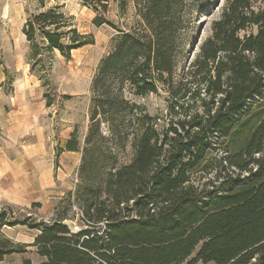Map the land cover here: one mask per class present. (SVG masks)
I'll return each mask as SVG.
<instances>
[{
	"label": "trees",
	"instance_id": "1",
	"mask_svg": "<svg viewBox=\"0 0 264 264\" xmlns=\"http://www.w3.org/2000/svg\"><path fill=\"white\" fill-rule=\"evenodd\" d=\"M38 1L43 11L22 28L31 71L46 55L71 61L76 50L94 44L62 5ZM135 2L140 27L121 31L93 80L84 144L76 129L60 149L84 152L80 185L69 194L81 210V231L73 234L68 215L8 223L6 211L0 226L38 231L31 246L41 264H264V116L240 150L224 160L214 156L223 146L231 152L226 140L264 103V0H226L181 74L175 40L184 0ZM93 23L107 24L101 17ZM125 85L139 97L166 89L170 105L161 129L141 110L125 118L136 110L123 98ZM104 128L120 145L133 136L130 162L117 165L111 154L99 161L100 144L108 141ZM214 163L220 167L215 180L193 178L214 171ZM27 247L5 239L0 261Z\"/></svg>",
	"mask_w": 264,
	"mask_h": 264
},
{
	"label": "rangeland",
	"instance_id": "2",
	"mask_svg": "<svg viewBox=\"0 0 264 264\" xmlns=\"http://www.w3.org/2000/svg\"><path fill=\"white\" fill-rule=\"evenodd\" d=\"M225 1L184 0L175 40L178 74L189 65L204 39L210 34L211 23L218 16ZM84 2L85 0H46L48 7L62 5L63 11L73 17L72 25L84 34H92L94 44L76 50L71 61H67L58 53L46 55L43 58L46 61L41 65L34 62V70L31 71L30 47L22 37V28L31 14L40 13L43 9L38 0H22L20 6L19 0H0V78L6 77L4 92H0V109H3V106L9 109L10 97L16 93V90H24V80L34 79L38 90L44 92L46 102H51V107L44 116V122H46L45 138L55 169L50 181L51 187L37 196V199L43 202L42 206L33 207L31 191H23L22 187L15 195L16 198H0V213L6 211L8 223L24 221L29 217L33 218V223L39 221L50 223L59 215H68L69 222H73L76 226L79 224L81 210L73 196L69 194L75 193L80 185V165L84 152L73 155L60 153V149L68 133H73L76 129L77 137L82 145L84 144L91 125L90 118L94 107L92 88L96 73L105 57L115 48L121 31L138 29L142 21L135 0H87L90 7ZM96 17H101L107 24L95 26L93 21ZM123 98L136 107L134 111L127 110L125 118L129 119L133 114L139 115L141 110L154 120L158 129L167 122L170 103L169 95L163 86H160V90L155 94L139 97L134 95L128 85H125ZM263 116L264 103H261L256 105L237 127L232 140H226L231 152H226L223 146L218 148L214 156L224 160L234 151L240 150L252 128ZM125 125L129 127L128 120ZM19 132L20 129L16 130L15 136L19 135ZM103 133L108 137V141L100 144L99 161L103 162L107 154H111L115 156L117 165L130 162L134 156L131 146L133 136L130 135L120 145L110 130L104 128ZM21 139L25 141L26 137ZM9 142L4 144L6 154L9 158L15 157L16 162L21 163L22 166L25 161L23 156L26 154L25 143ZM105 167H109V163ZM219 168L214 163V171L199 172L193 178L203 184L215 180ZM37 234L38 231L31 230L28 226H0V242L7 239L10 245L28 246L27 252L6 255L0 264H41L43 258L39 256L37 248L31 246Z\"/></svg>",
	"mask_w": 264,
	"mask_h": 264
},
{
	"label": "crops",
	"instance_id": "3",
	"mask_svg": "<svg viewBox=\"0 0 264 264\" xmlns=\"http://www.w3.org/2000/svg\"><path fill=\"white\" fill-rule=\"evenodd\" d=\"M21 3L22 0H19V6ZM22 35L23 39H26L25 35ZM5 83L6 77L3 76L0 78V92H4ZM10 100L9 109L5 106L0 109V198H16L15 195L22 187L23 191H31L33 207L42 206L43 202L37 199V196L51 187L50 181L55 170L45 138L44 116L50 107L46 106L44 92L38 90L34 79L24 80V90H16ZM19 129L20 134L15 136L16 130ZM71 134L68 133L66 140L71 138ZM23 137H26L25 141L21 139ZM6 142L25 143L26 154L23 156L25 161L22 166L16 162L15 157L9 158L6 154ZM63 153L80 154L67 151Z\"/></svg>",
	"mask_w": 264,
	"mask_h": 264
},
{
	"label": "water",
	"instance_id": "4",
	"mask_svg": "<svg viewBox=\"0 0 264 264\" xmlns=\"http://www.w3.org/2000/svg\"><path fill=\"white\" fill-rule=\"evenodd\" d=\"M69 228H70V230H72V232H73V234H78L81 230L77 227V226H75V224H73V223H70L69 224Z\"/></svg>",
	"mask_w": 264,
	"mask_h": 264
}]
</instances>
